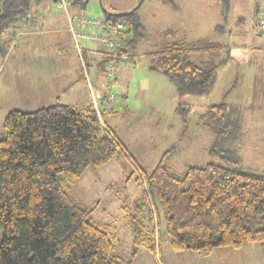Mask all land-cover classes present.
<instances>
[{
	"label": "trees",
	"instance_id": "16d2710c",
	"mask_svg": "<svg viewBox=\"0 0 264 264\" xmlns=\"http://www.w3.org/2000/svg\"><path fill=\"white\" fill-rule=\"evenodd\" d=\"M44 1L0 0L2 57L13 44V39L4 37L6 33ZM161 1L174 6L171 0ZM222 1L221 15L226 19L231 1ZM74 6L86 9V1L76 0ZM103 13L124 23L130 34L126 48L133 54L123 58L127 52L121 50L117 60L132 62L144 31L137 9ZM215 29L224 32L225 26ZM177 33L168 29L164 35ZM228 50L206 39H177L153 53L151 70L171 80L180 97L206 95L213 90L219 69L229 61L228 56L222 57ZM103 52L100 66L104 71L115 59ZM196 53L207 54L209 59L198 64L191 59ZM83 60L85 77L89 66L84 53ZM178 106L184 117L187 108ZM106 110L113 112L107 106L99 114L92 102L81 108L63 104L58 96L53 105L31 112L15 109L6 115L2 124L5 137L0 138V264H132L115 253L117 237L110 226L93 219V210L73 192L89 168L102 167L122 156L135 166L136 181L143 188L132 210L122 206L133 236L132 257L141 247L158 252V203L174 250L210 255L217 248L259 243L264 258V173L243 166L234 148L245 136L239 106L225 97L200 116L202 125L215 135L211 157L231 165H191L180 175L169 165L173 148L150 172L137 164L105 124Z\"/></svg>",
	"mask_w": 264,
	"mask_h": 264
},
{
	"label": "rangeland",
	"instance_id": "374dc122",
	"mask_svg": "<svg viewBox=\"0 0 264 264\" xmlns=\"http://www.w3.org/2000/svg\"><path fill=\"white\" fill-rule=\"evenodd\" d=\"M85 1L87 12L93 16L104 10L123 14L136 8L144 26L143 38L136 49L137 64L119 62L112 71L118 79L112 83L108 82V67L101 69L102 54L95 56L98 61L89 64L88 71L97 99L109 93L121 97L119 103L110 105L113 112H104L103 119L137 164L150 172L173 148L169 165L179 175L191 165H231L229 161L211 157L209 149L215 135L200 120L210 105L221 103L227 97L229 103L240 105L246 133L234 148L242 157L243 166L264 173V88L260 87H264V30L260 26L264 19V0H230L226 19L221 15L222 0H171L175 7L161 0ZM39 8L44 19L59 18H52L55 25L44 26L40 35L14 39L8 54L0 55V138L5 137L2 124L12 110L35 111L57 103L58 95L61 103L78 108L91 102L87 77L81 80L77 58L69 59L70 52H75V42L72 34L62 32L63 28L68 30L65 11L56 10L46 0ZM71 10L74 13L78 8ZM217 26H225V31H217ZM168 29L178 32L177 35H164ZM63 39L67 48L58 44ZM177 39L189 42L206 39L229 48L230 55L222 54L229 61L219 69L218 80L209 94L180 97L171 80L151 70L155 63L153 53ZM79 42L88 44L83 39ZM60 48L69 53H57ZM191 59L199 64L209 57L196 53ZM76 76L74 82L72 79ZM68 82L81 83L72 91L63 92ZM256 83L260 86L256 87ZM56 88L60 90L57 95ZM178 104L188 110L184 117L177 111ZM137 176L133 163L122 156L102 167L89 168L73 186L75 197L93 210V219L108 224L116 235L117 255L132 264H264L259 243L217 248L210 255L174 250L158 203V252L154 254L141 247L136 257H132L133 236L122 206L132 210L134 201L142 196L143 188L136 181Z\"/></svg>",
	"mask_w": 264,
	"mask_h": 264
},
{
	"label": "built area",
	"instance_id": "2783aa9c",
	"mask_svg": "<svg viewBox=\"0 0 264 264\" xmlns=\"http://www.w3.org/2000/svg\"><path fill=\"white\" fill-rule=\"evenodd\" d=\"M54 5L56 9L63 10L66 13L68 27L73 34L75 48L82 63L84 62L83 53L85 48L80 44V39L100 43L103 49L113 56L115 60L108 67V82H112L114 67L120 61L123 62V60H117L118 52L121 50L127 52L123 58L130 57L133 54L131 50L126 48V42L130 34L126 31L124 23L109 19L104 13L93 16L84 9H81L78 13H72L71 8L74 6V0H55ZM260 26L264 30V19L260 21ZM137 59L138 56H134L132 63L137 64ZM120 99L121 97L115 93H109L100 99H97L93 94L92 104L100 114L109 104L117 103Z\"/></svg>",
	"mask_w": 264,
	"mask_h": 264
},
{
	"label": "crops",
	"instance_id": "0c3cea01",
	"mask_svg": "<svg viewBox=\"0 0 264 264\" xmlns=\"http://www.w3.org/2000/svg\"><path fill=\"white\" fill-rule=\"evenodd\" d=\"M46 1H48V4L51 6V7H53V5L55 4V0H46ZM40 7V6H39ZM39 7H36L35 9H33L30 13H29V15L28 16H25V17H22L21 19H19V23H17V25H15L11 30H10V32H9V34H8V36H6V38H8V39H13V41H14V39H16V38H19V37H22V36H26V37H32V35H40V33L42 34L43 32H44V30H43V27L44 26H47V25H49V26H54L55 24H54V20L52 19V18H57V17H53L52 16V18L49 16L48 18L46 17L45 19H44V16L42 17V15H43V13H42V11H41V9L39 8ZM73 7H76V8H78V11H73L74 13H77V12H79L81 9H80V7L79 6H73ZM72 7V8H73ZM56 9V8H55ZM40 10V11H39ZM57 10V9H56ZM84 10H86L87 11V9H84ZM60 11H62V10H60ZM71 12H72V10H71ZM102 14V13H101ZM40 15V16H39ZM57 19H59V18H57ZM40 22H42V24L40 23ZM63 22H64V20H63ZM68 23V22H67ZM42 28V29H41ZM59 30V29H58ZM62 32H64V33H66V32H68L69 34H72V32L69 30V27H68V30H64V28L62 29ZM67 33V34H68ZM69 34H68V36H69ZM62 36L61 35H59V38H61ZM72 37H73V34H72ZM73 40H74V38H73ZM64 41H66L65 39H63L61 42H58V44L60 45V46H64L65 48H67L68 46H66V45H64ZM75 42V41H74ZM88 42V44L86 45V44H84V45H82L84 48H85V51H84V56H85V60H86V62H87V65L89 66V64H91V63H93V62H97L98 60L95 58V56H98L99 54H102V59L104 58V49H103V47H102V45L100 44V43H98V42H95V41H87ZM93 45V46H92ZM69 50H64V49H57V53H59V54H64V53H69L68 52ZM58 54V55H59ZM66 55V54H65ZM76 58H77V60H78V62H79V69H80V79L81 80H83L84 79V77H83V71H82V68H81V59H80V57H79V54H78V52H77V50H76V48H75V52L74 51H72V52H70V54H69V59H73L74 61L76 60ZM65 59V58H64ZM67 59V58H66ZM101 59V60H102ZM101 62V61H100ZM89 71V70H88ZM85 74V73H84ZM87 77V79L89 78L88 77V75L86 76ZM78 78V76H76V77H74V79H72V80H74V82H76L75 80ZM118 79V77H117V75H115V77H114V80H117ZM217 80H218V78H217ZM74 82H68V85L66 86V88L63 90V92H67V91H69V89L72 91V89L73 88H76L77 87V85H80V83L81 82H77L76 83V85H74ZM87 84H88V87L91 89V94H92V98H91V102H92V100H93V88H91L92 87V85H91V83L89 82V79H88V81H87ZM82 85H84V84H82ZM90 85H91V87H90ZM85 86H87L86 85V82H85ZM84 86V87H85ZM258 86H260L259 84H257L256 83V87H258ZM260 87H262V88H264L263 86H260ZM54 89V88H53ZM77 90V89H76ZM54 92H55V94L57 95L58 94V92H60V90H58L57 88H56V90H54ZM76 92V91H75ZM73 95H75V93L73 94ZM59 96V95H58ZM57 96V97H58ZM56 97V98H57ZM61 98V97H60ZM121 101V100H120ZM119 101V102H120ZM119 102H117V103H119ZM231 103V102H230ZM232 105H236V106H240V105H238V104H235V103H231ZM69 105H72V106H75V105H73V104H69ZM111 104H109V106H108V108L109 109H112V106H110ZM245 136H246V133H245Z\"/></svg>",
	"mask_w": 264,
	"mask_h": 264
}]
</instances>
